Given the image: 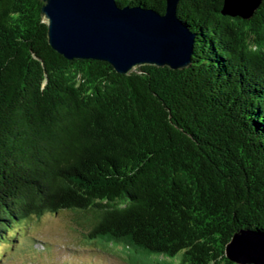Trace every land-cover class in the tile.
<instances>
[{"label": "trees", "instance_id": "16d2710c", "mask_svg": "<svg viewBox=\"0 0 264 264\" xmlns=\"http://www.w3.org/2000/svg\"><path fill=\"white\" fill-rule=\"evenodd\" d=\"M224 1L180 0L189 68L122 75L56 52L42 0H0V242L64 210L133 264H236L233 236L264 235V0L249 20Z\"/></svg>", "mask_w": 264, "mask_h": 264}, {"label": "water", "instance_id": "95a60500", "mask_svg": "<svg viewBox=\"0 0 264 264\" xmlns=\"http://www.w3.org/2000/svg\"><path fill=\"white\" fill-rule=\"evenodd\" d=\"M42 1L49 44L68 60L104 61L122 75L143 66L183 70L192 64L195 34L178 17L180 0H166L165 14L117 0ZM261 2L225 0L221 14L249 20ZM226 256L236 264H264V235L236 233Z\"/></svg>", "mask_w": 264, "mask_h": 264}, {"label": "rangeland", "instance_id": "374dc122", "mask_svg": "<svg viewBox=\"0 0 264 264\" xmlns=\"http://www.w3.org/2000/svg\"><path fill=\"white\" fill-rule=\"evenodd\" d=\"M85 227L82 215L68 210L16 224L15 239L0 242V264H133L132 260H150L144 252L120 244L86 243ZM180 256L166 261L178 264ZM151 259L156 261L157 256Z\"/></svg>", "mask_w": 264, "mask_h": 264}]
</instances>
